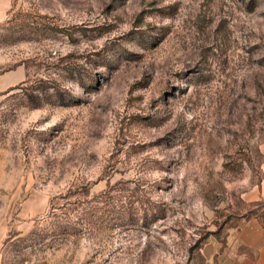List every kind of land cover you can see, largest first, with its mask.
<instances>
[{
    "label": "rangeland",
    "instance_id": "374dc122",
    "mask_svg": "<svg viewBox=\"0 0 264 264\" xmlns=\"http://www.w3.org/2000/svg\"><path fill=\"white\" fill-rule=\"evenodd\" d=\"M258 227L264 0H0V264H257Z\"/></svg>",
    "mask_w": 264,
    "mask_h": 264
},
{
    "label": "crops",
    "instance_id": "0c3cea01",
    "mask_svg": "<svg viewBox=\"0 0 264 264\" xmlns=\"http://www.w3.org/2000/svg\"><path fill=\"white\" fill-rule=\"evenodd\" d=\"M250 232L242 230L241 239L244 244L255 246L259 249V255L257 258V264H264V228L260 229L259 227L255 231V241L250 240Z\"/></svg>",
    "mask_w": 264,
    "mask_h": 264
}]
</instances>
